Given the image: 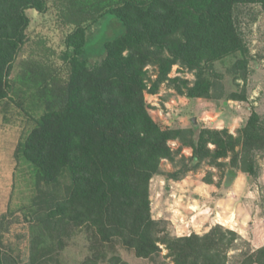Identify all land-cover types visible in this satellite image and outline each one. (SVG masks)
I'll return each mask as SVG.
<instances>
[{
    "label": "trees",
    "instance_id": "obj_1",
    "mask_svg": "<svg viewBox=\"0 0 264 264\" xmlns=\"http://www.w3.org/2000/svg\"><path fill=\"white\" fill-rule=\"evenodd\" d=\"M248 3L264 7V0H90L88 23L77 24L65 39L61 58L70 67L65 93L56 101L47 98L48 106L32 118L34 126L15 151L18 162L31 166L36 183L51 188L53 200L41 205L48 217H67L74 226L89 223L103 240L120 239L144 258L164 244L175 264H264V246L239 248L243 239L220 225L202 236H170L151 217L149 200V181L160 172V160L171 157L167 141L175 133L147 113L143 65L156 63L165 74L179 61L199 71L196 93H208L204 73L212 74L217 62L246 56L235 13ZM26 8L45 11L46 5L0 0V97L8 90L14 54L26 39ZM237 62L230 65L235 79ZM236 96V91L229 94ZM262 129L253 114L240 140H218V154L240 142L246 152L263 144ZM201 137L192 144L195 160L207 155ZM245 159L240 161L247 170ZM233 165H239L238 155ZM235 176L234 169L227 171L225 188Z\"/></svg>",
    "mask_w": 264,
    "mask_h": 264
},
{
    "label": "rangeland",
    "instance_id": "obj_2",
    "mask_svg": "<svg viewBox=\"0 0 264 264\" xmlns=\"http://www.w3.org/2000/svg\"><path fill=\"white\" fill-rule=\"evenodd\" d=\"M44 2L45 11L24 9L29 18L26 39L14 54L6 79L8 90L0 97L4 264H175L164 244L159 253L144 258L120 239L103 240L89 223L74 226L67 217H48L41 205L53 200L51 188L38 185L31 166L16 160L19 142L34 126L32 118L43 112L48 99L56 101L65 93L70 73L61 58L65 39L77 24L85 26L91 14L90 0ZM235 15L246 56L240 62L236 58L217 62L212 74L204 73L202 77L210 83L208 93H196L202 84L199 71L179 61L170 64L165 74L156 63L143 65L147 113L162 129L175 133L167 141L171 157L160 160V172L149 181L150 214L172 237L202 236L220 225L243 239L239 248L257 249L264 246V137L263 144L247 152L240 142L225 155L218 154V140H240L253 114L264 135V7L261 3L239 5ZM233 61L238 63L234 67L240 73L237 79L230 72ZM41 85L47 87L44 92L38 91ZM235 91L236 98H230ZM200 134L207 155L195 160L192 144ZM237 155L239 165L234 166ZM241 156L249 162L247 170L242 168ZM229 169L236 176L225 188ZM223 218L230 220L224 223Z\"/></svg>",
    "mask_w": 264,
    "mask_h": 264
},
{
    "label": "bare ground",
    "instance_id": "obj_3",
    "mask_svg": "<svg viewBox=\"0 0 264 264\" xmlns=\"http://www.w3.org/2000/svg\"><path fill=\"white\" fill-rule=\"evenodd\" d=\"M229 220H230V219H228V218H227V219H226V218H223V219H222V222L227 223V222H229Z\"/></svg>",
    "mask_w": 264,
    "mask_h": 264
},
{
    "label": "water",
    "instance_id": "obj_4",
    "mask_svg": "<svg viewBox=\"0 0 264 264\" xmlns=\"http://www.w3.org/2000/svg\"><path fill=\"white\" fill-rule=\"evenodd\" d=\"M193 121H195V119H193Z\"/></svg>",
    "mask_w": 264,
    "mask_h": 264
}]
</instances>
